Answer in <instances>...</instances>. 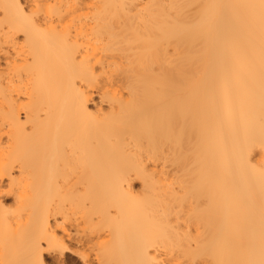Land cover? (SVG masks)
<instances>
[{
  "label": "bare ground",
  "instance_id": "obj_1",
  "mask_svg": "<svg viewBox=\"0 0 264 264\" xmlns=\"http://www.w3.org/2000/svg\"><path fill=\"white\" fill-rule=\"evenodd\" d=\"M0 264H264V0H0Z\"/></svg>",
  "mask_w": 264,
  "mask_h": 264
},
{
  "label": "rangeland",
  "instance_id": "obj_2",
  "mask_svg": "<svg viewBox=\"0 0 264 264\" xmlns=\"http://www.w3.org/2000/svg\"><path fill=\"white\" fill-rule=\"evenodd\" d=\"M69 256H71V254H69Z\"/></svg>",
  "mask_w": 264,
  "mask_h": 264
}]
</instances>
